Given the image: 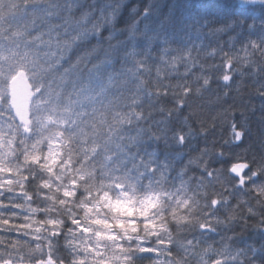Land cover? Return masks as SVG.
Wrapping results in <instances>:
<instances>
[{
	"label": "clouds",
	"instance_id": "1",
	"mask_svg": "<svg viewBox=\"0 0 264 264\" xmlns=\"http://www.w3.org/2000/svg\"><path fill=\"white\" fill-rule=\"evenodd\" d=\"M0 0V264H264V0Z\"/></svg>",
	"mask_w": 264,
	"mask_h": 264
},
{
	"label": "trees",
	"instance_id": "2",
	"mask_svg": "<svg viewBox=\"0 0 264 264\" xmlns=\"http://www.w3.org/2000/svg\"><path fill=\"white\" fill-rule=\"evenodd\" d=\"M203 2H204L205 4H207V5H208V7H209V10H210V11H212V10H215V9H216V5H215V4H212V3H210V0H203Z\"/></svg>",
	"mask_w": 264,
	"mask_h": 264
}]
</instances>
